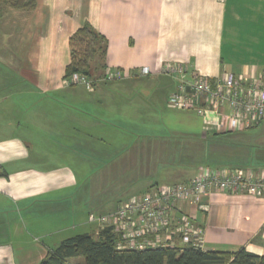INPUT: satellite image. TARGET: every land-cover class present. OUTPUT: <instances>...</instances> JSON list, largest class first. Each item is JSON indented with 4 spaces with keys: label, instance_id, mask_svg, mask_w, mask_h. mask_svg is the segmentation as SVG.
<instances>
[{
    "label": "crops",
    "instance_id": "1",
    "mask_svg": "<svg viewBox=\"0 0 264 264\" xmlns=\"http://www.w3.org/2000/svg\"><path fill=\"white\" fill-rule=\"evenodd\" d=\"M34 2L30 10L0 8V264H40L61 241L93 235L88 214L112 212L137 192L185 183L203 168L257 170L173 168L160 183L138 180L137 161L147 162L148 151L142 142L121 148V132L158 101L193 113L167 105L177 82L159 73L163 63L210 79L257 76L264 68V0ZM84 24L107 43L96 74L116 69L126 79L97 82L92 91L64 84L69 37ZM143 67L147 76L138 75ZM197 117L203 138L240 135L261 123L226 132L215 129L213 116ZM112 167L117 193L106 199ZM201 204L180 203L178 213L190 214L202 230V251L244 248L264 256V198L216 192Z\"/></svg>",
    "mask_w": 264,
    "mask_h": 264
},
{
    "label": "built area",
    "instance_id": "2",
    "mask_svg": "<svg viewBox=\"0 0 264 264\" xmlns=\"http://www.w3.org/2000/svg\"><path fill=\"white\" fill-rule=\"evenodd\" d=\"M149 73L150 70L143 67L138 75ZM159 73L177 82L175 91L167 98V105L193 111L204 122L208 121V116H213L217 131L243 130L264 120V68L257 76L224 73L210 79L190 73L181 63L166 62L159 67ZM126 77L121 70L108 69L97 81L74 73L64 84L92 91L97 82H117ZM216 192L264 198V170L203 168L185 183L158 186L133 195L109 213H90L87 222L96 225L94 236L110 228L117 236L116 249L119 251L176 245L200 249L202 230L194 224L190 214L178 213L179 204L203 208L202 198Z\"/></svg>",
    "mask_w": 264,
    "mask_h": 264
},
{
    "label": "rangeland",
    "instance_id": "3",
    "mask_svg": "<svg viewBox=\"0 0 264 264\" xmlns=\"http://www.w3.org/2000/svg\"><path fill=\"white\" fill-rule=\"evenodd\" d=\"M149 112V110L145 111L144 120H136V127L130 123L125 129L126 133L120 131L123 141H126L121 145V148L138 147L142 142L148 151L147 162L141 164L140 161H137L138 180L160 183L162 178L166 180L165 173L173 168L184 169L186 172L192 171L194 170L192 168L198 166L264 168V120L240 135H207L203 138L202 122L194 112L193 114L171 110L159 101L156 106L154 104L150 114ZM131 121L134 122V120ZM113 160H106V163L113 164L115 162ZM110 164L106 166H110ZM110 169L112 171H109ZM110 169L106 171L105 177V187L107 188H105L104 197L106 199L117 193L116 190H111L114 188V181H116L113 172L115 168ZM123 173L127 174L129 171ZM131 177L132 172L128 181ZM93 180L95 178H88L89 183ZM104 205L109 204L105 202ZM75 259L83 260L82 258Z\"/></svg>",
    "mask_w": 264,
    "mask_h": 264
},
{
    "label": "trees",
    "instance_id": "4",
    "mask_svg": "<svg viewBox=\"0 0 264 264\" xmlns=\"http://www.w3.org/2000/svg\"><path fill=\"white\" fill-rule=\"evenodd\" d=\"M34 4V0H0V8L30 10ZM68 44L70 61L65 68L64 80L79 73L97 81L102 73L96 74L95 60H103L105 57V38L90 25L84 24L69 37ZM98 65L105 67L104 63ZM116 243L117 236L110 228L103 229L97 236L78 234L61 241L48 251L40 264H64L73 258H82L79 264H264V256L252 254L244 248L233 252L202 251L186 245H176L172 248L119 251Z\"/></svg>",
    "mask_w": 264,
    "mask_h": 264
}]
</instances>
